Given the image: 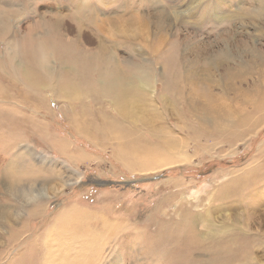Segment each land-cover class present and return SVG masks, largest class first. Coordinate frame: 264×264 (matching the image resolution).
Returning a JSON list of instances; mask_svg holds the SVG:
<instances>
[{
  "label": "rangeland",
  "instance_id": "rangeland-1",
  "mask_svg": "<svg viewBox=\"0 0 264 264\" xmlns=\"http://www.w3.org/2000/svg\"><path fill=\"white\" fill-rule=\"evenodd\" d=\"M71 1L0 0V264H177L190 246L163 223L179 225L191 210L202 244L193 264H264V0H82L107 10L139 6L148 33L135 47L118 38L116 11L101 16L99 34L58 21L73 12ZM39 22L64 23L62 40L121 69L136 62L154 70L152 90L134 99L131 116L104 103L142 152L138 162L151 167L125 166L123 140L96 129L93 99L56 97L57 57L37 90L22 78L28 61L9 48L24 36L45 38ZM175 47L185 80L168 91L161 77ZM83 109L89 118L77 127L72 117ZM62 142L69 156L88 158L71 161ZM71 171L80 178L66 186ZM52 172L63 179L48 180ZM242 235L258 245L241 243L217 260L205 248Z\"/></svg>",
  "mask_w": 264,
  "mask_h": 264
},
{
  "label": "bare ground",
  "instance_id": "bare-ground-1",
  "mask_svg": "<svg viewBox=\"0 0 264 264\" xmlns=\"http://www.w3.org/2000/svg\"><path fill=\"white\" fill-rule=\"evenodd\" d=\"M77 1H76L77 2L76 4L75 2H72V1L68 2L71 9L73 8V12L70 13L69 15H59L57 17L58 21L70 20L73 23L77 22L79 24L77 25L78 26L77 32L78 33L81 32V34H82V31L84 30H91L93 31V33L99 34L100 32L97 27H98V24H100V22L102 21L101 16L108 15L110 12L113 13L114 11H116L117 13H121L120 17L117 20H113L110 22L113 23L112 25L114 26L115 31H117L116 34H118L117 35L118 38H121V40L123 38L124 40L123 42L125 43V45L127 44L126 46L132 45L133 47H135L133 44L134 39L138 37L139 35H141L142 32H144V29L142 28V25L140 24L145 23V20L141 16H139V14L137 13V11L141 10V9L139 10V6H133V4L131 5L122 4L117 9L107 10L108 8L104 9V7L102 6L100 7V5L97 3L87 4L86 2H83L82 0H77ZM100 1L103 2V0H100ZM142 1L146 3L145 0H142ZM148 3H149V0H148ZM1 15H2V12L0 11V16ZM50 24H53V27L51 28L53 29L52 31L46 28V27L49 28ZM63 24L64 23H59V22L58 24L57 22H47V23L39 22V25L37 27H41V25L44 26L43 28H44V31L46 32L44 35L45 38L39 39L35 37L34 35H29L27 37L24 36L21 47L20 45L18 46L14 45L16 48H13L14 46H10L9 49L12 55H16L17 58L18 57L21 58L22 56H25L28 61V63L25 62L24 64L25 72L22 78L27 82V84L30 85V87H32L34 90H37L38 89L37 87H39V85H43L44 83H46V80L43 81L44 79H41V77L45 76L42 74L41 70L48 67L46 64L47 60L53 57V55L54 57H57L58 64H59L58 68L60 69L61 72L59 74V79H57L56 81L58 83L57 92L54 89L55 91L54 93L56 97L58 99H66V98L69 99L70 98L71 100V98H73L74 96L81 94V95H84L85 97L83 99L86 101L85 103H87V99H93V103L95 104L97 108L96 119H98V122H96V129L98 132L103 133L105 137L114 135V136H118V138L123 140V143L121 144V147L123 148L122 151L129 153L127 157L128 159L121 158L122 160H124L125 166L134 170L136 169V168H133L134 166L144 167V165L148 163L149 166L151 167L152 165L150 164L151 162L145 159V157H144L145 159L144 163L142 161L138 162V160H141V158L139 157V154H141L142 152L139 149L136 150L135 146H133V144H131L128 140H126L125 138L126 132H124V130L119 127V124L117 122L113 121V118L110 116V113L108 114L107 110L105 109L104 103L105 101H109L116 107L117 112L122 109L121 112L126 114V116H131L132 114H134L133 112L134 106L132 105L134 99L137 97H140V98L146 97L148 96V93L151 92L153 83H155L154 82L155 75L153 72L154 70H152L151 67L148 69L143 66H138L136 62L134 63L130 62L127 69L125 68L121 69L114 60L103 59L101 57L102 53L95 54L94 52H87L84 49L79 48L80 46L79 42H73L71 44L65 42L64 40H62L64 34L61 31H58V27L62 26ZM35 29L40 30V28H35ZM50 32L52 34H50ZM147 33L148 32H144L145 35ZM55 39L58 40L59 42L55 41ZM74 46L75 47L78 46V47L74 49ZM176 54H177V47H175V50L171 51L169 56L166 58L167 59L165 63L166 72L162 74V77H161L163 80L162 82L163 88L167 89L168 91L172 90L175 85L177 86V83L180 82L182 79L185 80V75L181 74L177 70V66L179 65L178 64L179 58H178V55ZM15 59L16 58H12V60H15ZM114 63L115 65H113ZM0 67H2V64H0ZM51 70H53V67ZM51 75H54V74H50V76ZM84 106L86 105L84 104ZM89 107L90 106H87L88 110L90 109ZM83 116H85L86 118H89V111H87L86 109H83V114L81 117L77 115H74L72 117L75 121L79 122V124H77V127L84 126L81 124V119H83V121L85 120ZM114 120L116 119L114 118ZM243 123H239L237 126ZM88 128L91 129L90 126H88ZM68 145L69 144H66L65 142L61 143V146H63L62 152H65V153L67 152ZM69 154H72V152L68 153L67 155L71 161H74V160L79 161V160L84 159L85 156H87L84 153L77 154L76 156L75 155L69 156ZM130 159H133L134 162H131ZM139 164L141 165L139 166ZM71 172L73 173V171ZM54 175L61 176L58 173L52 172L49 174V177L47 176L48 180H53L55 178ZM61 177L63 179V176ZM72 178L73 179L69 180V183H65L66 186H70L76 179L78 180L80 176L78 177L74 175L73 173ZM48 186L49 184L47 183L45 188H47ZM40 206L41 204H37L34 211L38 212V208H40ZM6 210H9V209H6ZM195 215L196 214L193 213V211L191 210V211H187L185 215V219L182 220L179 223V225L173 224L169 226L163 223V228L167 230L166 232L167 235L171 234L172 231L177 228L179 235L182 238V239L180 238L179 239L183 241V243H186L187 245L190 246L186 254H184V257L182 256L181 262L180 263L178 262L177 264H193L195 262L194 260H192L193 255L202 246L201 240L199 239V236L194 232V228H193V225L195 224V220H194ZM5 217H6V220L9 218H12L10 215L8 216L7 213H5ZM223 218H224V222L227 224L226 225L227 228H229L230 225H233L235 222L234 218L230 215H227V217H223ZM1 219H3V217ZM225 223H224V226H225ZM220 227H222V225ZM252 238L248 237L247 235H242L241 237H238L237 239L233 237L226 238L224 240L222 238L221 239L218 238V241L215 242L213 247H209V246L208 247L204 246V247L207 248V251L214 253L213 259L217 260L218 256H220L221 254H223L229 249L239 246L241 243H247L248 245H251V244L258 245L259 240L258 239L254 240ZM226 257L231 258L233 257V254L227 255Z\"/></svg>",
  "mask_w": 264,
  "mask_h": 264
}]
</instances>
